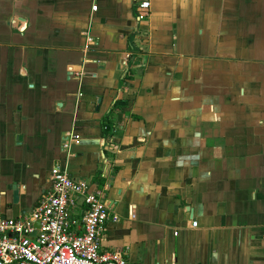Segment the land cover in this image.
Wrapping results in <instances>:
<instances>
[{
  "label": "crops",
  "instance_id": "obj_1",
  "mask_svg": "<svg viewBox=\"0 0 264 264\" xmlns=\"http://www.w3.org/2000/svg\"><path fill=\"white\" fill-rule=\"evenodd\" d=\"M141 1L0 0V216L59 166L128 264H264V0Z\"/></svg>",
  "mask_w": 264,
  "mask_h": 264
},
{
  "label": "built area",
  "instance_id": "obj_2",
  "mask_svg": "<svg viewBox=\"0 0 264 264\" xmlns=\"http://www.w3.org/2000/svg\"><path fill=\"white\" fill-rule=\"evenodd\" d=\"M147 8L146 0L138 5L140 11ZM142 18L139 13L137 19ZM78 139L66 136L61 146L66 156L69 145ZM49 180V189L29 213L0 216V264H128L125 251L99 248L105 223L117 220L102 193L86 182H75L59 166L51 169ZM195 226L192 222L191 227Z\"/></svg>",
  "mask_w": 264,
  "mask_h": 264
},
{
  "label": "water",
  "instance_id": "obj_3",
  "mask_svg": "<svg viewBox=\"0 0 264 264\" xmlns=\"http://www.w3.org/2000/svg\"><path fill=\"white\" fill-rule=\"evenodd\" d=\"M6 189L7 190H10L11 189V199H12V204H16L17 203V186L16 185H7L6 186ZM2 218H5L4 215H1ZM34 226L36 227L37 226V223L34 224ZM34 233H32L33 235Z\"/></svg>",
  "mask_w": 264,
  "mask_h": 264
}]
</instances>
